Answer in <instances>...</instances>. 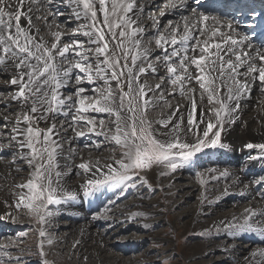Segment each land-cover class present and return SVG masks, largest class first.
<instances>
[{
    "label": "snow or ice",
    "instance_id": "snow-or-ice-1",
    "mask_svg": "<svg viewBox=\"0 0 264 264\" xmlns=\"http://www.w3.org/2000/svg\"><path fill=\"white\" fill-rule=\"evenodd\" d=\"M37 4L41 7L36 8ZM61 5L70 8L82 23L70 34L50 31L53 42L49 46L33 23V11L44 10L48 16L58 17L62 15ZM189 6L188 0H166L159 16L150 17L153 30L160 32V19L165 15L178 8L187 11ZM199 7L197 4L181 18L182 28L181 22L169 21L167 31L155 37L156 49L162 55L153 61L155 50L145 46L146 28L139 22L145 5L137 0H0V70L11 76L9 85L16 86V91L10 100L21 109L14 120L0 113L5 126L0 128V158L11 154V164L24 161L28 169L27 177L15 185L18 191L12 195L17 211L39 225L36 247L41 264H52L45 251L46 246L51 248L55 243L46 232L54 216L50 206L79 194L61 182L59 160L73 155L75 149L64 152L56 116L71 117L70 127L84 122L88 133L103 137L120 149L119 158L110 162L101 164L97 160L75 165L86 174L80 189L89 196L103 187H136L130 181L153 168L161 169V175L175 172L204 149H228L230 146L222 142V133L236 122L241 100L251 97L257 82L264 94V41L253 44L254 33L238 30L241 20L233 17L226 21L220 15L199 11ZM259 15L252 11L244 25L254 30ZM22 20L27 21L26 26ZM64 35L69 36L70 43H61ZM78 36L87 40L77 39ZM160 64L165 74L154 87L149 86L142 77L149 72L158 75ZM74 73V92L63 96L62 89L72 83ZM85 83L94 86L93 96L86 94ZM165 84L172 89L168 95L178 92L190 101L187 125L183 123V108L187 105L177 104L174 109L169 105L167 118L148 117V110L164 99ZM205 102L206 107H200ZM89 112L107 114L109 120L100 119L98 129L96 117H90ZM9 123L13 124L10 130L6 127ZM42 123L46 126L41 127ZM72 130L76 138L87 134ZM96 146L99 148L100 144ZM244 148L258 150V155L249 156V160L264 159V142H249ZM15 171L21 172L23 167L18 166ZM229 174L225 170L221 176ZM251 184H264V176ZM259 195L264 197V193ZM131 215L139 217L143 213ZM256 215L249 207L231 219L214 223V227L217 231L223 229L230 238L257 229L264 234V224H254ZM97 218L107 219V210L102 209L93 217ZM26 235L21 233V239ZM78 243H74V249ZM10 251L0 246V264L23 259L11 256ZM245 259L248 264H264V248L254 250Z\"/></svg>",
    "mask_w": 264,
    "mask_h": 264
},
{
    "label": "rangeland",
    "instance_id": "rangeland-1",
    "mask_svg": "<svg viewBox=\"0 0 264 264\" xmlns=\"http://www.w3.org/2000/svg\"><path fill=\"white\" fill-rule=\"evenodd\" d=\"M160 6L161 5L158 4L156 8L159 9ZM167 16L169 17V15L164 16L162 18V20H164H161L159 24L160 32H156L153 28L146 29V34L143 37L146 46H155V37L162 33L163 28H165L166 24L164 22L168 18ZM69 28V33L77 29L72 26ZM83 38L85 41L87 40V38L82 37V39ZM150 41L151 43H149ZM2 77L4 79L0 80H6L5 83L8 82L9 85L10 78L5 76ZM145 77L150 80L160 81L158 75H154V77L146 75ZM8 88L9 90L12 89L11 85ZM11 93L13 92L10 91V94ZM87 95L90 97L92 96L91 93H87ZM243 105L244 104L240 103L241 109L244 108ZM20 111L21 109L19 108L16 111V115ZM89 116H95L96 121L98 120L97 122H99L103 113L89 112ZM104 118L109 120L108 115L104 116ZM74 128L76 131H85L88 129L84 122H81L80 125H74ZM86 133L84 137L80 138V141L78 140L81 144L80 146H88L95 152L101 151L103 153H109L114 151L119 154L120 149L114 143L110 144L105 142L103 137L88 132ZM97 144H100L99 148H97ZM224 151L227 152L225 153ZM253 151L255 152L257 150H246L241 158L233 163V161L226 156L229 152V148L228 150L219 147L214 149L208 148L197 154L190 164L175 172H167L161 175L162 170L155 168L149 171V173H147L148 171L146 173H139L138 178H134L130 181V185L135 184L136 187L128 186L120 188L119 186H113V189L103 187L100 193H108L111 189L112 194H115V196H112L110 199L116 198V201L111 203L109 200V204L105 203L103 207H114L117 204L128 202L132 212L143 213V215L139 217L123 218L115 223L109 224L107 219H93L96 213L102 208H98L97 206L94 208L95 210H87L90 214L89 219L95 221L98 229L103 230L104 233L107 230L115 231L113 232L112 239L109 240L112 242L109 243L108 241V246L110 247L105 248V250L99 253L93 252L92 249L85 252L80 245L82 240H78L79 243L76 244L75 249L73 248L76 242L72 235L74 223H79L81 220L75 221L74 218L65 215L52 218L46 226V232L56 243H54L51 248L45 247L47 259L52 262V264H241V257H245L246 251L253 249L258 244V241L256 239L236 236L234 240L239 244L241 251L229 249L231 251L226 252L224 249L225 247H223L226 243L222 242L225 233L217 231L214 227V223H218L217 220L223 216L236 213L240 207H238V205L246 202L250 197L249 195L253 196L257 193L258 197L264 200V197L259 195L264 193V184H252L249 190L251 192L248 191V193L245 194L237 191V189H233L220 199H216V203L212 206H207V203L212 200H209L207 195L202 196L204 186L206 187L208 185L207 187H209L214 184L220 186L221 182L229 179V177L220 176L216 180L213 178L211 181H207V179H203L200 173H202V169L208 170L214 165L219 167V164L222 163L223 165V163H225L229 165L232 164L234 167H237V169L239 168V170L242 168L245 180H247L248 183L254 179H259V177L264 176V159H253L255 161L252 162L253 166L247 168L244 165L245 162H248L249 156L258 155V151L257 153ZM9 155L10 154L6 153L2 157L8 163L11 161V155ZM61 160H59V165L61 164ZM68 164L69 163H65L64 165L63 163V165H61L65 169ZM255 164H257V167ZM61 165L59 171H64L61 170ZM18 166L23 167V171L16 172L15 168ZM16 167L13 168V177L18 181H23L22 177L25 179L28 174L25 162L20 161L19 165H16ZM211 171L214 173V170ZM80 175L81 172L78 173L75 170L71 173L73 178H77ZM200 179L204 181L203 184L200 182ZM77 192L79 194L77 196L78 198L76 197L75 200L77 199L78 205L74 208L79 207L84 210L85 207L83 206V200L81 201L80 196L83 192ZM212 195H214V193L209 194V196ZM88 198L85 202L88 201ZM63 201H68L70 204L74 199H66ZM12 206L14 208L10 211L11 214H9V218L2 221L0 220V246L11 249L10 255L13 257H23L20 261L13 260L12 264H41V258L38 256L36 247L39 242V225H37L35 221L30 220L26 215H21L14 204ZM100 207H102V205H100ZM94 211L97 212L95 213ZM147 211L148 214L146 213ZM1 215L2 214H0V218ZM148 215L149 218L152 219L150 223L140 222V218L143 216L148 217ZM83 220H88L87 215ZM145 224L148 225L147 228L144 227ZM206 229L209 230L207 234H205ZM21 233H26L27 235L21 239ZM113 253L118 255L116 262L111 261L110 257ZM85 257H87V260H85Z\"/></svg>",
    "mask_w": 264,
    "mask_h": 264
},
{
    "label": "bare ground",
    "instance_id": "bare-ground-1",
    "mask_svg": "<svg viewBox=\"0 0 264 264\" xmlns=\"http://www.w3.org/2000/svg\"><path fill=\"white\" fill-rule=\"evenodd\" d=\"M216 1H219V0H214V2H216ZM251 1L252 0H250L247 4L245 2V0H240L236 4L242 3L243 10H244L242 12L244 13L246 8L250 5L249 3ZM137 2H138V4H144L145 5L143 14L140 17V21H139L140 25L144 26L146 29H151L152 28V21L150 20V17L159 16V13L163 9V5L166 2V0H137ZM158 4L161 5L159 9L156 8V6ZM222 4H224V3L220 2L219 6L215 5L213 10H209V9L206 10L204 7L199 8L198 10L204 11L206 14L220 15V13H219V11L221 9L220 5H222ZM189 5L190 6H189L187 11H185L182 8H178L174 12H170L168 14L169 17L167 16L168 18L166 19V21L164 23L166 25H168L169 21H172L173 24H176L177 22H181V28H182L181 18L185 15H189L191 12V9L194 8V5H192L191 3H189ZM35 7L40 8L41 5L37 4ZM108 7L110 9V2L108 4ZM59 11L62 13V15H59L58 17L48 16V13L44 10H41V11H35L34 10L33 11V23H34L35 27L39 29V36L43 37L49 46L53 42V37L50 35V31L51 32L60 31L62 33L70 34L73 32V31L70 33L68 32V30L70 29L69 28L70 26H72L74 28H78V25L80 23H82V21H78L75 19V17L72 15V11L70 8L61 5ZM258 14H260V15L257 17V19L255 21L256 27L254 30L248 29L246 26H244L242 24L238 30L241 32H248L249 35H252L254 33V38L256 35L258 36V34L264 30V12H258ZM45 16H48L47 21H45V19H44ZM37 17H39V18H37ZM99 18L101 20L103 19L102 14H100ZM223 19H225L226 21L230 20L228 18H223ZM161 20H162V18L160 19V22H161ZM22 24H24L26 26L27 21L22 20ZM40 29H41V31H40ZM166 31H167L166 28H163L162 33L166 32ZM82 37H84V36H78L77 39L84 40V38L82 39ZM61 43L62 44L70 43L69 36L64 35L62 37ZM190 43H194V41H191ZM253 44L258 45L256 43V41L253 42ZM151 48L155 50V54L152 57L153 61H155L156 56H160V55H162V53L160 50L156 49V45L151 47ZM169 51H171V47H169ZM158 71H159L158 77H161L165 74V68H164L163 64L158 65ZM77 72H78V70H77ZM75 75L76 74L74 73L71 77L72 83L69 84V86L67 88L62 89V95L63 96H69V95L73 94L74 89H75ZM146 75H149L150 77H154V75L151 72H149ZM146 75H144L142 77V80L146 81L149 86L154 87L155 84L160 82V81H156L153 79L152 80L147 79V77H145ZM2 76L11 78L10 75L4 74L3 70H0V79H4ZM5 81L6 80H2V81L0 80V113H2L5 116H11L14 120L16 117V111L20 108V105L17 102H13L10 100V96L12 94V93L10 94V91L14 93L16 91V86L11 85L12 89L9 90L8 87L10 85H8V82L5 83ZM97 86H99V85H97ZM193 86L198 88V86L195 84H193ZM83 87H85V89H86V94L91 93L93 96V92H92V88L94 87L93 85H89V84L85 83L83 85ZM163 91H164V99L161 100L157 106L148 110V112H147L148 117L153 119V120L160 119L162 116L164 118H167V116L170 115V110L168 107L169 105H171L173 109L177 104L182 105V106L187 105V107L183 108V112H184L183 123H184V125H187V112H188V109L191 107L190 101L186 100L184 97L180 96L178 92L174 95H168V93L172 92V89L167 84H165ZM148 95L149 96H152V95L159 96V93H149ZM196 100H197V104H199V93L198 92L196 94ZM241 103L244 104L243 105L244 108H242V109L240 108L239 112L236 113V117H237L236 122L234 124L229 125L222 133L223 142L230 146L229 152L227 153L226 156L229 157V159L232 160L233 163H235L237 160H239L241 158L242 154L245 153L246 150H248V149L244 148L245 144H247L249 142H252V143L264 142V94H262L260 91L259 82H257L256 87L253 89V91L251 93V97L250 98H247V97L243 98L241 100ZM200 107H206V102H205V104L200 105ZM10 110H11V112H10ZM197 115H198V112H197ZM104 116H107V114L103 113V116L100 119H104L105 121L108 120V119L104 118ZM97 119H99V118H97ZM176 119L178 120L179 117H177ZM51 122L52 121H49V123H51ZM55 124L57 126V131L60 133V139L63 142L64 152L68 153L70 148L75 149V153L73 155L67 156V157L62 156L60 158V160L62 159L60 161L62 165H63V163H64V165H65V163H69L67 167L65 166L66 167L65 169L60 164L62 166L61 170H64V171H61L63 173L61 182H62L63 186L68 188L69 190L81 191L80 186L84 183L85 179L87 178L86 174H84L82 170L75 167V165H78L81 162L97 161V160H99L100 163L103 164L105 162H110V160L112 158H119L118 154L115 153L114 151L113 152L111 151L109 153L108 152L103 153L101 151L95 152L94 150H91L90 147H88V146H85V147H84V145L80 146L81 145L79 143L80 138H76L75 132L72 130V128H74V125H72L70 127L71 117H65L64 115L56 116L55 117ZM61 124H63V127H60ZM41 126H46V125H44L42 123ZM4 127L5 126L3 124V121L0 120V128H4ZM6 127L8 130H10L13 127V124L9 123ZM97 128L99 129L98 122H97ZM84 132L85 133L88 132V129L85 130ZM69 141H70V143H69ZM257 151H255V152L253 151V152L257 153ZM212 157H214V156H212ZM11 159H12V157H11ZM218 160H219V158H218ZM253 161L254 160H248L247 163L245 162L244 163L245 167L247 168V167L253 166L252 165ZM16 165L17 164L8 163L7 161H5L4 158H0V214H2L1 218H0L1 221L5 220L6 218H9V214H11L10 211L12 210V208H14L12 206L14 204V196L12 195V193H15L16 191H18V189L15 188V185L19 184L25 180L22 177L23 181H18V180H16V178L13 177V172H14L13 168H15ZM255 165L257 167V164H255ZM216 166L217 165H214V166H212L211 169H208V170L202 169V173H200V174H201V176H203V179H205V180L207 179V181H209V180L211 181V179H213L215 177V180H216L221 176V173L224 172L225 170H228V172L230 173L228 175L229 179L223 180V182H221L220 186L217 184L211 185L209 187H207L208 185L206 187L204 186L202 196L207 195L208 199L212 200L209 203H207V206H212L213 204L216 203V201H217L216 199H220L222 196L228 194L233 189H237V191L242 192L244 194L248 193V191L251 189V187H252L251 182L252 181H250L248 183V181L245 180V177H244L245 175L243 174L242 168H240V170H239V168L237 169V167H234V165H232V164L229 165V164H225V163H223V165H222V163L219 164V167H216ZM154 169L155 168H153L149 171H152ZM74 170L78 173L81 172V175L77 178H73L72 177L73 175L71 176V173ZM211 170H214V173H212ZM149 171L147 173H149ZM150 174H152V173H150ZM154 174H156V173H154ZM188 178H190V177H188ZM237 179H239V183H236ZM182 183H184V182H182ZM218 184H219V180H218ZM250 184H251L250 187H247V188L245 187L246 185H250ZM108 188H113V186H110ZM249 192H251V191H249ZM213 193H214V195L209 196V194H213ZM105 194H106V192L100 193V195L102 197ZM249 196L250 197L248 198V200H246V202H244L241 205H238V207L239 206L240 207L238 208L236 213L230 214L229 216H223L222 218H219L217 221L219 222L221 220L231 219L233 216L239 215L246 208L250 207L253 209V211L255 213H257V215L255 216V219H254V224H264V200L259 198L257 193H255L253 196L252 195H249ZM87 198L88 197L83 196L84 201L87 200ZM109 200L111 203H113L114 201H116V198L108 199V202H109ZM207 200H206V202H207ZM81 201H82V199H81ZM77 202H78L77 199L76 200L74 199V201L70 204L68 203V201L67 202L62 201L58 205H52L50 207L54 213V216L52 218H58L61 215H65V216H70V217L74 218L75 221L81 220V222H79V223H76L74 221L75 223H74V230H73L72 235L74 237L73 238L74 241H78V240L81 241L82 240L81 241L82 243L80 245H81L82 249L85 250V252L89 249H92L93 252L99 253L100 251L105 250V248H109L110 246H108V241L110 239H112L113 232H115V231L107 230L104 233L103 230L98 229L96 227L95 221L89 219L90 214L87 211V209L83 210L79 207L74 208V207H77V205H78ZM128 204H129L128 202H125V203L123 202V203H120L119 205L117 204L114 207L110 206L111 208L110 207H103L102 209L107 210L108 223L112 224V223H115L116 221L123 219V218L125 219V218H129V217H135V216L131 215L134 212H132V210H130L131 208H129ZM146 213L148 214V211ZM86 215H87L88 220L84 221L83 219L85 218ZM143 217L139 219L140 222H143V223L149 222L150 223L152 220L151 218H149V215H148V217H146V216H143ZM99 219H102V218H99ZM220 231L225 233V236L223 237L222 242L226 243L223 246V247H225L224 249L226 250V252H229L231 250L240 252L241 248H240L239 244L236 243V240H234V238H230L229 234L226 233L223 229H221ZM235 236H237V237L242 236V238H247V239H256L258 241V244L253 249H249L246 251L245 257H241V259H240L241 264H248V261L245 258L248 257L251 252H253L254 250L259 249V248H264V234H261V231L259 229H257L255 232H249L246 234L236 233ZM110 242H112V241H109V243ZM229 249H231V250H229ZM111 252H112V250H111ZM110 258H111V261L116 262V260L118 259V255L113 253Z\"/></svg>",
    "mask_w": 264,
    "mask_h": 264
}]
</instances>
